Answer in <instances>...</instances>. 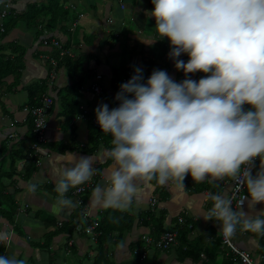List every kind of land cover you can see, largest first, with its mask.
I'll use <instances>...</instances> for the list:
<instances>
[{
    "label": "clouds",
    "instance_id": "clouds-1",
    "mask_svg": "<svg viewBox=\"0 0 264 264\" xmlns=\"http://www.w3.org/2000/svg\"><path fill=\"white\" fill-rule=\"evenodd\" d=\"M151 4L147 15L155 18L157 40L168 39V56L185 78L175 81L157 69L145 80L143 69L135 66L115 94L118 106L99 104L94 109L102 133L111 137V147L101 155L112 166L93 188L89 204L131 213L139 208L140 183L155 181L185 190L188 176L194 183L213 186L243 176L247 195L239 210L231 197L210 192L212 205L202 217L219 223L226 238L235 236L238 228L264 236V209L250 214L242 207L245 200L249 208L264 204V0ZM182 54L187 61L179 59ZM195 73L206 75L192 79L189 74ZM61 155L54 191L59 206L72 208L74 201L66 194L92 179L98 157ZM9 240V234L0 231V245ZM0 264L27 262L0 255Z\"/></svg>",
    "mask_w": 264,
    "mask_h": 264
},
{
    "label": "crops",
    "instance_id": "crops-1",
    "mask_svg": "<svg viewBox=\"0 0 264 264\" xmlns=\"http://www.w3.org/2000/svg\"><path fill=\"white\" fill-rule=\"evenodd\" d=\"M8 1L11 2V10L17 15L25 12L28 4L32 3V0H19L15 3L13 0ZM39 1L45 3L47 0ZM60 1L64 3V8H70L69 10L76 13L78 17L68 29L67 34L59 36L58 32H55L52 35L58 37L62 44L69 41L73 56L87 58L88 62L84 68L86 72H91L90 81L82 87L77 100L79 108H84L86 113L79 109V114L69 124H65L64 118L60 115L59 94L71 82L63 69L56 73L52 71L55 73V78L50 80L52 73L49 71V64L51 65V61H54L50 58L52 48L43 43L50 37L37 36V30L27 27L21 21L14 27L8 28L0 46L15 44L23 48L25 68L16 86H12L13 79L8 78L5 81L7 85L0 91V150L5 143V151L0 153V160L1 154H4L6 158L10 151L18 147L31 154L28 150L31 143L30 135H26L29 123L27 114L24 113V108L27 107L25 88L39 81H47V93L53 98L55 104L47 114L46 144L41 150L39 166L35 165L34 171L27 176L24 163L17 162L16 173L11 180L5 181L8 188L3 192L4 199L0 208V231L8 233L10 240L7 244L0 245V255H16L18 258L25 259L27 264H94L97 240L92 241L88 236L76 235L74 232L72 237H69L66 231L70 219L78 208L77 198L73 195L76 187L70 188L66 194L74 201V207L66 208L57 204L54 186L57 170L63 160L61 154L72 152L77 157L89 155L98 157L93 165L96 173L90 180L94 182V186L84 205L89 212L90 220H97L99 224L105 209L91 207L89 201L93 188L97 183L103 182L112 166V162L101 155L104 149L111 147V137L103 133V140L96 142L92 119L96 120L94 109L99 104H108L110 109L118 106L115 94L119 91V86L127 81L114 84L113 71L120 69L123 75L126 73L132 76L134 67L139 66L143 69L145 80L153 70L157 69L166 70L175 81H181L185 77L182 71L175 69L174 61L168 56L170 51L168 39L165 37L157 40L159 36L154 28L155 18L147 15V12L153 8L151 0ZM3 52L7 56L11 53L10 50ZM179 59L187 61L188 57L182 54ZM189 75L192 79L198 80L206 74ZM95 76H100V80L97 81ZM95 84H98L100 88L99 94L91 90V86ZM5 167L9 171V167L7 165ZM154 182L139 184L136 195V199L140 202L139 208L131 213H125L133 220V225L124 233L121 241H110V244L105 247L107 261L101 264L134 263L133 251L143 248L142 237L149 236L153 229L150 222L148 227L142 225V219L147 218L148 213L161 215L165 230L174 229L176 219V227L183 229V226L187 225L189 228L187 239L190 242L198 241L199 237L205 238L207 230H212L216 236L220 235L219 223L202 217L210 208L206 200L207 191L189 193L187 190L159 186ZM30 185L36 186L34 191ZM228 191L229 188L219 189V193L224 195ZM151 198L157 200L154 208L150 207ZM12 204L13 207L10 209L13 208L15 213L12 218L7 219L8 212L3 215L1 213ZM242 207L246 213L255 214L264 209V204H256L253 208H249L248 201H244ZM179 218L183 220L180 225ZM114 236L117 234L114 233ZM70 240L72 245H69ZM230 240L235 247L248 252L255 264L261 262V257L257 254L256 238L250 232L237 231ZM175 245L177 246L168 252H157L148 247L145 257L141 263L137 264H224L226 260L220 251L214 258L213 254L210 255V259L206 257L190 259L184 256L181 258L180 244L176 242ZM137 247L139 249H136Z\"/></svg>",
    "mask_w": 264,
    "mask_h": 264
},
{
    "label": "trees",
    "instance_id": "trees-1",
    "mask_svg": "<svg viewBox=\"0 0 264 264\" xmlns=\"http://www.w3.org/2000/svg\"><path fill=\"white\" fill-rule=\"evenodd\" d=\"M17 1L19 0H13L14 3ZM2 5H0V10ZM69 9L70 8H64V3L63 2L61 3L60 0H47L45 3L40 2L39 0H32V3L28 4L26 11L20 13V15H17V13H15L10 8L7 17L5 19H0L2 21L1 24L3 25V31L2 32L0 31V42L3 41L8 28L14 27L18 22L21 21L27 27L37 30V36H41V35L49 36L50 38H54L60 43V48L57 47L52 48L50 58L51 60H54L56 62V66L53 68L52 65L49 64V68H50L49 71L54 69L56 73L60 69H63L67 72L68 78L71 82V84L66 86L59 94V106L61 109L60 115L62 118H64L63 120L65 124H69L70 121L79 114L80 108L77 100L81 93L82 87L87 83V81H90L89 78L91 76L90 75L91 72L90 71L86 72L84 68V66L88 62L87 58L84 56H79V57L73 56L70 52L69 41L62 44V42L58 37L56 38L53 37L52 35L55 32H58L59 36L60 34L62 35L67 34L68 29L71 27L73 23L76 22L78 15L76 13H73ZM6 50H10L11 52L8 56L3 52ZM62 53L64 54L61 56ZM24 55H25L24 49L18 45L8 44V45L0 46V91L2 87L7 85L5 84V81L8 78L13 79L12 86H16L19 83L21 72L25 68ZM48 78L49 75L47 77V80ZM130 78L131 76L126 75V73L123 75L122 70L116 69L113 71L112 82L117 85L122 81H128ZM46 86H47V81H39L38 83H34L25 88L26 106H27L26 109L28 111L32 109H36L41 106L42 96L45 93H47ZM48 95L50 96L49 93ZM54 104L55 101H53L52 98V104L48 109L47 113H49L52 110ZM27 118L29 124H28V132L26 133V135H30L29 136L30 142H33L34 138L32 135V119L29 116V113H27ZM93 130L96 133L95 141L96 142L102 141L103 140L102 135H104L102 131L96 128ZM2 145L3 146L1 147V153L5 151L4 149L5 143ZM44 146L45 145L40 146L41 150ZM28 154H29L28 151L25 152L23 148H19V147L14 149V151H10V153L7 154L6 158H4V154H1L0 161H2L1 162L2 164H0V208L2 207L1 205L3 204V199H4L3 192H5L6 189L8 188V185L5 184V181L11 180L13 175L16 173L15 171L16 163L20 161L24 163L25 172L27 176H29L34 171L35 169L34 161L33 159L28 158L29 157ZM26 162L27 164H25ZM259 164L260 161L259 159H257V162L253 169V174L255 173V170L259 167ZM6 165L9 167V171L8 168L7 169L3 168V166L5 167ZM153 182L154 181H152L151 184ZM184 183L186 186L185 190H187V192L189 193H196L198 191L199 192L208 191L211 193H218L220 189L218 183H216L215 186H213V184L209 182L194 183L190 176L186 177ZM90 191L85 192L84 196L82 197V202H83L82 207L84 206V203L86 202V199L90 194ZM208 203L209 206L211 207L212 202L209 199H208ZM11 207H13V204L8 208L9 210L8 209L3 210L4 212L1 213L3 215L6 212H8L7 219L12 218L15 213L13 208L10 209ZM82 207L78 206L75 215H73V217L70 219V224L68 223L69 225L66 231L68 232L69 237H72V234L74 232V227L77 226L78 224L81 225L82 227L87 226L86 223L81 221L79 216ZM103 214L104 216H102V219L98 224V229H97V233H99V235L96 238L97 255L94 264H101L103 261L104 262L107 261L105 254V247L110 244V241L111 242L121 241L124 236V233L129 231L133 225V220L129 218L125 213H121L113 210H104ZM146 217L147 218H143L144 220L142 219V225L144 227H148L149 222L151 223L153 229L149 236L154 240H156L161 233L167 231H175L174 229L178 228L176 227L177 219H176V226L174 227V229L165 230L163 228L161 215L156 216L148 213ZM179 230L177 232V243L180 244L181 258H183L184 256L190 259H199L201 255H204V257L210 259V255L213 254V258H214L216 253L220 251L225 256L226 264H241L238 258H236L234 255L229 253L227 248L221 249L220 235L218 236L214 235V233H212V230H207L205 232V238L202 239L201 237H199L197 239L198 241H192V242H190L187 239V233L189 232V228L187 227V225H184L183 229L181 228ZM237 231L243 233V231H240L239 228L237 229ZM209 232L211 233L209 234ZM114 233H116L117 236L113 237ZM251 234L256 238L257 241V245H258L257 254L258 256L261 257V262L259 264H264V236H260L253 233ZM175 246L174 245L171 246L168 250H165V252L170 251ZM150 248L157 252H164V251L156 250L153 246H151ZM136 249H139V247H137ZM137 252L138 254H136L133 257L134 260L133 264L139 262L143 253V251L140 250H137Z\"/></svg>",
    "mask_w": 264,
    "mask_h": 264
},
{
    "label": "built area",
    "instance_id": "built-area-1",
    "mask_svg": "<svg viewBox=\"0 0 264 264\" xmlns=\"http://www.w3.org/2000/svg\"><path fill=\"white\" fill-rule=\"evenodd\" d=\"M115 1L119 2L120 0H115ZM120 7L123 8L122 5H120ZM9 8H10V5L8 2H6L2 7V10L0 13V19H5L7 17ZM0 30L3 31L2 24H0ZM43 43L46 46L48 45V46L60 47L59 43L56 40L45 39ZM63 54L64 53H62L61 56ZM51 64L55 66L54 61H51ZM54 78H55V73H52L50 75V80H53ZM96 80L97 81L100 80V77L97 76ZM91 90H93V92L96 94L100 93V88L98 84L91 86ZM51 104H52V99L47 95H43L40 107L29 110V111L27 109H24V112L29 113V116L32 119V135L34 138V141L31 142L28 146V149L31 153L29 154V158L33 159L34 164L37 167L39 166V162H40L39 160L41 159V156H42L40 146L46 143V131H47L46 117H47V111L50 108ZM80 109L83 110L84 114L86 113V110L84 108H80ZM92 125L94 126V128L101 130L95 119H92ZM11 137H14V136H11ZM253 169H254V166H253ZM217 182L221 189L229 188V191L226 195L231 197L233 207L237 208L242 198L247 195L243 187L244 177L240 176L236 179L225 178L224 180L217 181ZM92 184H93V181L87 182L85 185H82L76 188V190L74 191V195L77 198L78 206L82 207L83 202H82L81 197L86 191H88L91 188ZM209 193L210 192L208 191L206 192L207 201H208L207 197ZM149 203H150V207L154 208L157 203V200L154 198H151ZM79 216L82 222L87 223V226L82 227L79 224L75 226L74 232L76 233V235H86L92 241H96V238L99 235V233H97L98 221L90 220V215L85 205L81 208ZM178 221H179V224H182L183 222L182 218H179ZM174 230L175 231H167V232L161 233L156 240H154L153 238L149 236L142 237L144 246L140 250V251H143V253H142L141 259L139 260V263H141V260L145 257L144 255L148 247L153 246L156 250L165 251V250H168L171 246L175 245L177 242V232L178 231L177 229H174ZM220 239H221V247L227 248L229 253L234 255L236 258H238L241 264H253L250 254L246 251L240 250L237 247H235L232 244L230 238H226L222 232H221ZM71 244H72V241L70 240L69 245ZM136 254H138V252L133 251V255L135 256Z\"/></svg>",
    "mask_w": 264,
    "mask_h": 264
},
{
    "label": "bare ground",
    "instance_id": "bare-ground-1",
    "mask_svg": "<svg viewBox=\"0 0 264 264\" xmlns=\"http://www.w3.org/2000/svg\"><path fill=\"white\" fill-rule=\"evenodd\" d=\"M113 1H115V0H113ZM115 2H117V1H115ZM118 5H119V4H118ZM0 31H1V30H0ZM1 32H2V31H1ZM50 39H51V38H50ZM50 39H47V40H50ZM58 43H59V42H58ZM59 46H60V43H59ZM51 47H52V48H56V47H54V46H51ZM57 48H60V47H57ZM51 65H52V64H51ZM55 66H56V63H55ZM55 66L52 65L53 68H54ZM52 71H54V69L51 70V73H52ZM53 73H54V72H53ZM44 95L49 96L48 93H45ZM49 97L51 98V96H49ZM51 99H52V98H51ZM24 109H26V107H25ZM24 113L27 114V112H24ZM47 114H48V113H47ZM46 118H47V117H46ZM46 124H47V122H46ZM45 144H46V143H45ZM45 144H44V145H45ZM28 150H29V149H28ZM256 162H257V160L255 161V164H256ZM254 166H255V165H254ZM90 182H91V181H90ZM93 186H94V182H93L91 188H92ZM79 187H80V186H79ZM76 188H78V187H76ZM76 188H75V190H76ZM91 188H90L88 191H90ZM75 190H74V191H75ZM74 191H73V195H74ZM88 191H86V192H88ZM84 194H85V193H84ZM84 194L82 195V197L84 196ZM222 194H223V193H222ZM74 196H75V195H74ZM75 197H76V196H75ZM82 197H81V198H82ZM86 224H87V223H86ZM179 225H180V224H179ZM74 233H75V232H74ZM75 234H76V233H75ZM71 245H72V244H71ZM174 246H175V245H174Z\"/></svg>",
    "mask_w": 264,
    "mask_h": 264
},
{
    "label": "rangeland",
    "instance_id": "rangeland-1",
    "mask_svg": "<svg viewBox=\"0 0 264 264\" xmlns=\"http://www.w3.org/2000/svg\"><path fill=\"white\" fill-rule=\"evenodd\" d=\"M6 2H8L9 3V5H10V8H11V4H10V1H8V0H6ZM5 2V3H6ZM3 6V5H2ZM10 8H9V10H10ZM0 13H1V11H0ZM52 48V47H51ZM91 125V124H90ZM0 153H1V150H0ZM4 169H6V167H4ZM247 200H245V202H246ZM240 204V203H239ZM93 244V243H92Z\"/></svg>",
    "mask_w": 264,
    "mask_h": 264
}]
</instances>
